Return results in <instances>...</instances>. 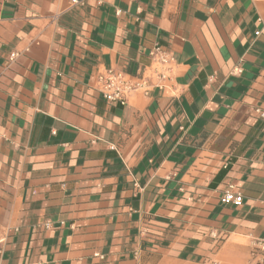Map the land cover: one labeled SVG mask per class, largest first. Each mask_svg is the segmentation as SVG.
Listing matches in <instances>:
<instances>
[{"label": "crops", "instance_id": "crops-1", "mask_svg": "<svg viewBox=\"0 0 264 264\" xmlns=\"http://www.w3.org/2000/svg\"><path fill=\"white\" fill-rule=\"evenodd\" d=\"M155 45L164 90L97 92ZM261 241L264 0H0V264H264Z\"/></svg>", "mask_w": 264, "mask_h": 264}, {"label": "built area", "instance_id": "built-area-1", "mask_svg": "<svg viewBox=\"0 0 264 264\" xmlns=\"http://www.w3.org/2000/svg\"><path fill=\"white\" fill-rule=\"evenodd\" d=\"M259 33H257L258 35ZM11 55V59L16 58ZM150 65L143 69L138 76H132L124 71L106 70L96 78L97 92L109 103L128 104V100L135 94L148 95L153 88L164 90L165 82L172 78L173 67L176 62L173 55L155 45L148 53ZM222 203L234 207L243 204V196L230 186L223 194ZM264 256V241L259 243Z\"/></svg>", "mask_w": 264, "mask_h": 264}]
</instances>
